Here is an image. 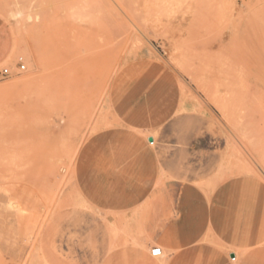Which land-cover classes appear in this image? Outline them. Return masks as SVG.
I'll return each instance as SVG.
<instances>
[{
    "label": "rangeland",
    "instance_id": "rangeland-1",
    "mask_svg": "<svg viewBox=\"0 0 264 264\" xmlns=\"http://www.w3.org/2000/svg\"><path fill=\"white\" fill-rule=\"evenodd\" d=\"M0 24V264H171L177 185L202 197L185 261L264 264V0H0ZM113 132L156 153L128 214L90 200Z\"/></svg>",
    "mask_w": 264,
    "mask_h": 264
},
{
    "label": "crops",
    "instance_id": "crops-1",
    "mask_svg": "<svg viewBox=\"0 0 264 264\" xmlns=\"http://www.w3.org/2000/svg\"><path fill=\"white\" fill-rule=\"evenodd\" d=\"M14 50L9 34L0 24V68L11 62ZM113 134L116 142L90 147V200L102 210L128 214L154 193L158 179L156 153L121 132ZM173 198L180 219L170 221L162 232H166V245L178 248V255L170 258L171 264H189L184 258L190 254L191 241L203 230L200 226L192 228L190 200L202 197L188 186L177 185ZM158 240L159 235L155 241Z\"/></svg>",
    "mask_w": 264,
    "mask_h": 264
},
{
    "label": "built area",
    "instance_id": "built-area-1",
    "mask_svg": "<svg viewBox=\"0 0 264 264\" xmlns=\"http://www.w3.org/2000/svg\"><path fill=\"white\" fill-rule=\"evenodd\" d=\"M18 69L20 71H23L25 70V66L21 63V60L19 59L18 61ZM9 69L5 68L3 69L1 72H0V76L1 77H5V76H8L9 75ZM149 145H153V141L149 143ZM150 255L151 257H155V258H158V257H161L162 256V249L160 247H152L151 250H150ZM234 261V259L232 260Z\"/></svg>",
    "mask_w": 264,
    "mask_h": 264
},
{
    "label": "bare ground",
    "instance_id": "bare-ground-1",
    "mask_svg": "<svg viewBox=\"0 0 264 264\" xmlns=\"http://www.w3.org/2000/svg\"><path fill=\"white\" fill-rule=\"evenodd\" d=\"M103 4H104V3H103ZM105 4H106V3H105ZM105 6H107V5H105ZM130 26H131V25H130ZM131 29H132V28H131ZM127 31H128V30H127ZM141 47H142V46H141ZM8 65H9V64H8ZM217 98H218V97H217ZM222 109H223V108H222ZM222 109H221V110H222ZM162 255H163V253H162ZM231 260H232V259H231ZM234 260H235V259H234Z\"/></svg>",
    "mask_w": 264,
    "mask_h": 264
}]
</instances>
